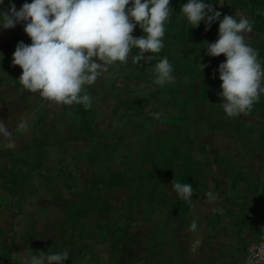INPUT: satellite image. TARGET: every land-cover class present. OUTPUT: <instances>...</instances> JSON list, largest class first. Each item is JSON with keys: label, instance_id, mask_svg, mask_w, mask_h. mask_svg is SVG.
I'll use <instances>...</instances> for the list:
<instances>
[{"label": "rangeland", "instance_id": "obj_1", "mask_svg": "<svg viewBox=\"0 0 264 264\" xmlns=\"http://www.w3.org/2000/svg\"><path fill=\"white\" fill-rule=\"evenodd\" d=\"M25 2L32 0H4L0 12ZM21 41L31 44L23 24L0 28V120L15 143L5 147L0 137V264H22L38 251H67L63 264H199L190 258L199 240L189 239L210 235L216 217L225 231L226 185L229 209L264 211V94L227 117L221 81L197 47H164L183 50V61L171 62L174 82L164 86L154 84V60L116 62L82 89L89 108L23 89L22 70L12 65ZM257 53L264 71V45ZM25 120L27 131L17 132ZM174 178L221 195L186 201L171 190ZM251 243L239 246L238 261ZM220 254L209 264H225V248Z\"/></svg>", "mask_w": 264, "mask_h": 264}, {"label": "clouds", "instance_id": "obj_2", "mask_svg": "<svg viewBox=\"0 0 264 264\" xmlns=\"http://www.w3.org/2000/svg\"><path fill=\"white\" fill-rule=\"evenodd\" d=\"M3 2L0 0V5ZM172 10L170 0H32L23 3L19 10L10 3L7 11L0 12V28L23 24L24 33L31 40V44L19 42L12 54V65L22 70L18 80L23 89L57 105L84 104L90 108V97L81 96V91L94 84L110 66L129 59L134 64L151 62L150 53L161 52L165 21ZM180 13L193 25L192 29L203 22L207 31L219 21L218 39L204 43L205 55L225 57L218 68L222 109L229 118L250 110L264 94V71L257 51L246 39L253 22L243 15L239 21L234 15H223L221 19V12L204 0H187ZM137 25L143 33L139 37L133 35ZM134 48L138 49L135 54ZM199 67L203 73L207 65L199 62ZM154 68L155 85L174 82V67L167 57ZM27 129L25 120L15 130ZM0 137L7 141L5 147L15 146L13 133L3 120ZM171 190L186 201L193 196L191 183H180L175 178ZM207 197L216 198L211 191ZM196 227L193 221L190 228ZM38 252L39 255L24 256L22 264H63L69 259L67 251Z\"/></svg>", "mask_w": 264, "mask_h": 264}, {"label": "crops", "instance_id": "obj_3", "mask_svg": "<svg viewBox=\"0 0 264 264\" xmlns=\"http://www.w3.org/2000/svg\"><path fill=\"white\" fill-rule=\"evenodd\" d=\"M186 2L187 0H171L170 5L173 10L168 20L165 21V34L162 37L164 47H168L171 44L175 47L177 45H194L197 47V58H200L199 60L203 58L210 61L211 65L209 70H212L211 76L219 78V72H217L219 68L218 65L220 62L225 61V57L224 55L219 57H209L205 55L207 49L205 48L206 45L204 43V41L213 43L218 39L219 21L214 22L207 31L205 30L206 26L203 22H201L199 27L192 29L193 25H191L180 13L181 5ZM204 2L213 4L214 10L221 12V19L223 18V15H234L237 18V21H239L241 15L247 16L253 22L252 32L248 33L246 37V39H250L251 42L247 41V43L251 47H254V49L258 46L257 50H255L259 52L260 46L264 45V0H204ZM138 28L140 29L139 26ZM134 34V36L139 37L143 33L140 29ZM164 47V51L161 50L160 53H150L155 62L154 66L165 57L168 58L170 63L183 61V58H181L183 53L182 49H168L166 51ZM257 60L261 61L262 59ZM186 171L187 173L193 172L191 168H185L184 173ZM243 174V172L237 171V173L235 172L231 178L236 181V184H238L239 182H242ZM189 183H191L193 189L192 198L207 195V191H200L203 187H199L197 183ZM224 186L225 185L221 184L220 188L224 189ZM214 189L216 190V188ZM223 189L221 190L223 191ZM226 190H228L227 185L225 186V231L220 225V220L216 217L213 220V231L210 235L191 236L189 239V242L195 238L199 240L197 252L190 255V258L193 257L200 261L199 264H209L210 262L221 261L222 258L219 259L218 257L221 255L220 252H222L223 248H225V264H245V260L241 259L238 261L237 249L239 246H245L251 242L264 238V211L261 212L259 209L247 205H244L240 212H238L237 208L229 209L231 208V204L227 205V202H230L231 200L229 199L230 196L227 197ZM214 195L217 198L220 197L221 193L217 191ZM239 198L240 196L238 195L234 198L233 205L236 206L239 204ZM232 222L233 229L229 228ZM246 250L247 248L244 250L245 253Z\"/></svg>", "mask_w": 264, "mask_h": 264}, {"label": "built area", "instance_id": "obj_4", "mask_svg": "<svg viewBox=\"0 0 264 264\" xmlns=\"http://www.w3.org/2000/svg\"><path fill=\"white\" fill-rule=\"evenodd\" d=\"M264 239L252 242L246 250L245 264H264Z\"/></svg>", "mask_w": 264, "mask_h": 264}]
</instances>
